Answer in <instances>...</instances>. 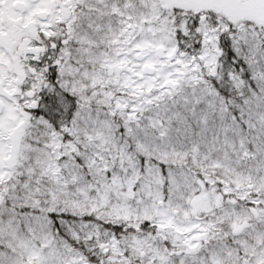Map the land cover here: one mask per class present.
<instances>
[{"label":"snow or ice","instance_id":"snow-or-ice-1","mask_svg":"<svg viewBox=\"0 0 264 264\" xmlns=\"http://www.w3.org/2000/svg\"><path fill=\"white\" fill-rule=\"evenodd\" d=\"M0 264H264V0H0Z\"/></svg>","mask_w":264,"mask_h":264}]
</instances>
